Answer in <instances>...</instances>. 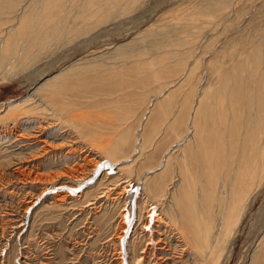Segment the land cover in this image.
I'll return each instance as SVG.
<instances>
[{"label": "bare ground", "instance_id": "obj_1", "mask_svg": "<svg viewBox=\"0 0 264 264\" xmlns=\"http://www.w3.org/2000/svg\"><path fill=\"white\" fill-rule=\"evenodd\" d=\"M146 1L0 0V85L32 86L0 104V123H9L0 142L50 133L49 119L79 135L86 150L74 168L32 179L45 188L37 202L51 191L57 206L68 196L105 199L100 223L110 226L120 213L114 239L128 264L172 255L173 241L191 264H229L264 187V0L238 8V0H202L165 12L127 44L50 73L64 60L55 59L60 51L136 15ZM207 33L213 42L199 49ZM148 47L156 53L134 60ZM106 54L122 65L102 72ZM41 138L34 142L43 152L55 149ZM58 179L74 184L54 187ZM34 208L24 207V217ZM258 234L247 264H264V227Z\"/></svg>", "mask_w": 264, "mask_h": 264}, {"label": "rangeland", "instance_id": "obj_2", "mask_svg": "<svg viewBox=\"0 0 264 264\" xmlns=\"http://www.w3.org/2000/svg\"><path fill=\"white\" fill-rule=\"evenodd\" d=\"M203 1L147 0L136 12V15L101 27L97 33L91 34L92 37L89 35L90 37H84L69 45L68 49L72 46L75 47L72 51L66 52V49L60 51L55 59L64 60L57 64L50 73L62 68L63 64L67 65L83 57L107 53L113 47L125 45L132 38L154 25L161 17L160 15L165 12L169 14L172 10L192 8ZM238 1L232 8H238L240 3L246 0ZM121 21L124 22L119 25ZM117 26L120 28L118 29ZM207 27L212 28L210 25ZM181 31L182 29L177 32L181 34ZM177 32L173 34L177 35ZM210 38L211 34L205 35L200 40L199 49L202 46L210 45V42L212 44L213 40ZM82 41H85L82 47L75 46ZM146 51H149V56L145 53L146 56H134V60L147 59L156 53L149 47ZM114 56V54H106L103 57L107 60V65L103 64L105 68L102 67L104 68L102 72L111 67L118 68L119 65H122V60L113 58ZM47 62L49 61L40 63L39 67H46ZM31 87L26 81H8L1 84L0 104L22 99L30 94ZM49 121L53 126L50 133L29 134L30 141L26 140L19 144L17 141L13 144L0 142V264H121L123 257L124 264H128V257L124 249L123 253L120 252L119 243L115 240L122 229V225L119 224L121 222L120 213H117L112 219L110 226L100 223L104 213L108 212L109 204L105 202V199L101 200L96 197L85 204L83 203L84 199L80 197L68 196L62 205L57 206L58 192L55 194L51 191L52 193H47L48 196L45 194L42 200L37 202L45 188L35 184L32 179H35L36 176L53 177L58 173L70 171L75 167L80 153L86 150L84 148L86 142L82 141L79 135L63 128L59 121L51 119ZM5 125L8 126L9 123H0V128ZM35 136L42 137L41 139L48 144L56 146L55 149L47 147V152H43L44 144H36ZM70 151H75L76 156H68ZM59 184L72 186L74 183L58 179L54 182V187ZM110 184L107 183L109 186ZM110 188L112 189L114 186H110ZM35 203L36 205H34ZM26 206L35 208L24 217L23 209ZM252 206L250 213L243 219L235 255L229 264H247L250 261L252 250L259 238H256V235H259V229L264 227V187L257 193ZM130 226L132 228H130L129 237L136 226L135 222L130 223ZM174 242L170 243L167 248V254L172 255L157 254L151 264H191L192 258L189 254L185 253L182 248L174 249Z\"/></svg>", "mask_w": 264, "mask_h": 264}]
</instances>
